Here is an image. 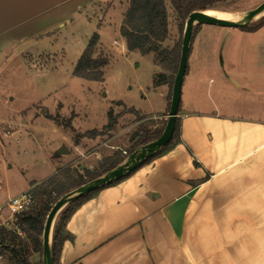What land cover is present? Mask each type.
Instances as JSON below:
<instances>
[{
	"label": "crops",
	"instance_id": "1",
	"mask_svg": "<svg viewBox=\"0 0 264 264\" xmlns=\"http://www.w3.org/2000/svg\"><path fill=\"white\" fill-rule=\"evenodd\" d=\"M107 3L98 18L96 8ZM129 4L0 0V76L11 65L26 66L23 53L56 54L52 47L65 52L74 48V41L86 47L81 25L99 30L104 44L111 14L126 7L121 27ZM237 29L242 43L225 44L221 64L214 58L216 48L206 60L190 62L188 57L178 113L180 140L98 190L74 212L67 223L72 237L63 244L62 264H264V25L254 31ZM64 38L71 39V46L62 45ZM121 39V49L128 50L126 38ZM114 43L119 44L117 39ZM150 53L157 68L153 90L161 97L159 110L134 107L133 124L121 126L118 118L106 140L99 134L76 142L72 129L48 118L69 130L71 140L59 143L48 176L31 180L24 191L66 167L94 169L117 149L125 153L124 137L132 130V144L142 123L152 122L150 132L161 128L156 124L167 121L170 112V79L163 61ZM160 74L164 82L158 83Z\"/></svg>",
	"mask_w": 264,
	"mask_h": 264
},
{
	"label": "rangeland",
	"instance_id": "2",
	"mask_svg": "<svg viewBox=\"0 0 264 264\" xmlns=\"http://www.w3.org/2000/svg\"><path fill=\"white\" fill-rule=\"evenodd\" d=\"M120 1L121 4L126 3V0ZM263 1L218 0L210 9L227 12L236 18ZM109 6L110 4L107 3L96 8L98 18ZM125 9L126 7H117L111 14L112 24L108 25L102 34L104 44L99 41L94 54L96 57L106 56L109 59V64L103 68L104 81L88 80L73 74L74 66L85 49V46L76 43L77 41H74V48L66 49L65 52H58L55 47H52V51L56 54L38 56L29 52L23 53L26 66L14 64L4 69L3 76H0V224L6 220L16 221V216L12 217L7 209L9 197L22 193L29 187L31 180L48 176L49 165L55 161L52 157L58 150L59 143L62 140L69 143L70 133L75 140L80 128L81 130L100 127L104 129L103 125L108 122L111 109L118 118L122 117L121 126L133 124L136 115L132 107L137 109L143 107L153 112L159 110V106L157 108L156 105L161 97L158 89L153 90L154 76L157 71L154 54L121 49L122 35L119 26ZM167 9L170 29L163 46L173 49L183 40L185 29H180L181 19L169 1H167ZM262 20H264V14L255 18L247 27H254ZM86 32H91L92 35L94 32L99 33V30L90 25H84V27L81 25L79 33L83 43L86 42V38L89 40L91 37V35L83 37ZM241 37L239 30L235 27L196 24L190 45L192 52L189 55V61L206 60L216 48L218 52L214 58L221 64L223 61L221 52L224 54V61L226 60L225 44L229 41L232 44L242 43ZM115 39L119 44L114 43ZM61 42L65 48L71 46V39L64 38ZM157 57L163 61L161 67L169 76L170 93H172L171 82L175 79L177 67ZM46 113L59 114L64 118L74 114L73 122L79 128H76L74 133L72 131L69 133V130H65L45 117ZM140 117L138 115V118ZM145 123L144 125H152V122ZM166 123L167 121H163L156 126L162 127ZM131 131L124 137L127 150L132 148L137 138L136 136L130 144ZM103 134L105 140L113 135L108 130ZM116 141L117 144L121 143ZM120 145L124 147V144ZM91 149L92 147L89 148ZM117 151L123 152L120 149ZM98 167L99 164L96 168ZM37 205L40 210L44 209L41 198H37ZM22 237L23 240L18 241V247L23 253L27 254L34 263L43 258L39 252L33 250V244L25 238L24 234ZM25 244L28 250H24ZM0 264H5V260L1 259Z\"/></svg>",
	"mask_w": 264,
	"mask_h": 264
},
{
	"label": "trees",
	"instance_id": "3",
	"mask_svg": "<svg viewBox=\"0 0 264 264\" xmlns=\"http://www.w3.org/2000/svg\"><path fill=\"white\" fill-rule=\"evenodd\" d=\"M167 1L173 7V10L180 17L179 27L185 29L186 20L193 11H203L210 9L218 0H130L123 23L120 28L122 36L126 38L129 50H138L142 54L150 52L156 53L162 60L169 62L179 68L182 40L173 49L163 46L169 35L170 18L167 9ZM264 25V20L260 21L254 27H244L242 29L254 31ZM194 32V29H193ZM100 41L98 32H94L88 40V43L74 66L73 74L88 80L104 81L105 72L103 68L109 64L106 56H95L97 46ZM164 76L158 75L156 82L161 83ZM174 81L171 82L173 90ZM172 94V93H171ZM138 112L134 107L132 111ZM47 118L55 120L58 124L65 128L75 131L73 126L74 114L68 118L61 117L59 114L53 115L46 113ZM117 115L113 114L112 109L109 111L108 122L104 129L96 128L87 130L84 133L78 132L75 141L84 136L95 137L103 134L106 130H112L117 123ZM141 118V117H140ZM165 125L159 130L150 132L147 125L141 124L138 128L137 138L132 144V148L123 152L115 151L114 154L104 157L98 168H85L81 171L78 167H66L49 178L37 183H31L29 192L34 196L35 203L27 210L16 216L15 225L17 227H8L0 224V254L5 260V264H44L43 258L36 263L32 262L27 254L23 253L18 247V241L23 240L22 234L28 238L33 244V250L39 252L43 257V230L47 215L54 203L66 193L86 184L93 179L105 174L109 170L121 164L125 158L138 147L157 139L162 134ZM181 136V118L176 121V128L172 139L154 155L146 159L145 163L150 162L153 158L162 155L168 151ZM126 154V155H125ZM123 178V177H122ZM120 178V179H122ZM120 179L101 186L85 195L78 197L70 202L58 215L51 241V249L53 256V264H62L60 257L65 240L71 238V233L67 230V223L74 212L93 194L101 188L110 185ZM61 181V183H59ZM57 195H54L56 194ZM37 198H41L44 206L43 210L37 205ZM24 250H28V246L24 245Z\"/></svg>",
	"mask_w": 264,
	"mask_h": 264
},
{
	"label": "water",
	"instance_id": "4",
	"mask_svg": "<svg viewBox=\"0 0 264 264\" xmlns=\"http://www.w3.org/2000/svg\"><path fill=\"white\" fill-rule=\"evenodd\" d=\"M263 12H264V1L259 5H257L255 8L248 10L245 13V19H243V21L214 16L208 14L206 10L193 11L192 13L189 14L186 20L184 36L182 40V50H181L179 68L175 75L174 84H173L170 112L162 134L157 139L152 140L135 149L117 167L109 170L105 174L93 179L92 181L83 184L78 188L66 193L54 203V205L52 206V208L50 209L47 215L43 230V236H42L44 264H53L51 241L53 237V229H54L55 221L59 213L70 202H72L73 200L77 199L82 195H85L101 186L111 183L133 172L137 167L142 165L146 161V159L154 155L157 151H159L172 139L176 128V121L178 118L179 107L181 104L182 86L188 67V57L190 53V45H191L193 29L195 25L199 23H205V24L220 25L225 27L244 28L248 26L250 22H252ZM137 133H138L137 131L133 133L132 140L135 139Z\"/></svg>",
	"mask_w": 264,
	"mask_h": 264
},
{
	"label": "built area",
	"instance_id": "5",
	"mask_svg": "<svg viewBox=\"0 0 264 264\" xmlns=\"http://www.w3.org/2000/svg\"><path fill=\"white\" fill-rule=\"evenodd\" d=\"M34 203H35L34 196L29 192V190H27V191H24L22 193L12 196L7 202V209L10 211V214L12 215V217H15L21 212L29 209ZM14 221L6 220L1 224L5 226H9V227L11 226L17 227ZM1 259H3V256L0 254V260Z\"/></svg>",
	"mask_w": 264,
	"mask_h": 264
},
{
	"label": "bare ground",
	"instance_id": "6",
	"mask_svg": "<svg viewBox=\"0 0 264 264\" xmlns=\"http://www.w3.org/2000/svg\"><path fill=\"white\" fill-rule=\"evenodd\" d=\"M206 12L208 14L218 16V17H222V18H226V19L240 20V21H243V19H245V14L241 15L240 17L234 18V16H232L231 14H229L227 12H217L216 10H213V9H208V10H206ZM263 14H264V12L261 15H263Z\"/></svg>",
	"mask_w": 264,
	"mask_h": 264
}]
</instances>
